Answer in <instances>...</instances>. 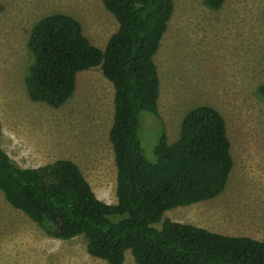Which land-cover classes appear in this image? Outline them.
<instances>
[{
  "label": "rangeland",
  "instance_id": "1",
  "mask_svg": "<svg viewBox=\"0 0 264 264\" xmlns=\"http://www.w3.org/2000/svg\"><path fill=\"white\" fill-rule=\"evenodd\" d=\"M173 11L153 55L159 78L158 117L139 114L138 136L146 159L159 128L167 142L178 136L183 114L207 104L222 116L232 166L223 191L164 215L232 236L263 237L264 0H223L217 9L203 0H172ZM74 17L88 41L103 48L116 30L101 0H0V146L20 167L55 159L73 161L94 195L115 197V166L108 140L111 83L98 67L77 72L75 90L60 107L27 98L23 76L30 57L25 40L40 17ZM0 264H107L89 255L85 239L48 235L0 191ZM122 264H135L130 252Z\"/></svg>",
  "mask_w": 264,
  "mask_h": 264
},
{
  "label": "trees",
  "instance_id": "2",
  "mask_svg": "<svg viewBox=\"0 0 264 264\" xmlns=\"http://www.w3.org/2000/svg\"><path fill=\"white\" fill-rule=\"evenodd\" d=\"M223 0H203L217 9ZM117 22L103 48L91 44L72 16L54 12L35 21L25 40L30 57L26 96L58 108L75 90L79 71L98 67L113 88L108 140L115 166L113 204L99 200L77 165L55 159L18 166L0 146V191L44 232L81 235L89 255L122 264H264L263 239L232 236L170 220L164 213L220 194L232 166L219 112L200 104L186 111L177 138L159 128L152 159L143 154L139 114L158 117L159 78L153 55L173 11L172 0H101ZM264 102V81L256 89ZM1 138V126H0Z\"/></svg>",
  "mask_w": 264,
  "mask_h": 264
},
{
  "label": "crops",
  "instance_id": "3",
  "mask_svg": "<svg viewBox=\"0 0 264 264\" xmlns=\"http://www.w3.org/2000/svg\"><path fill=\"white\" fill-rule=\"evenodd\" d=\"M60 107V106H59ZM2 147V146H1ZM8 156H9V154L7 153V152H5ZM10 157V156H9ZM43 165V164H42ZM249 237V236H248ZM251 238H253V237H251ZM255 239V238H254ZM261 239H263V237L262 238H260V239H257V240H261Z\"/></svg>",
  "mask_w": 264,
  "mask_h": 264
}]
</instances>
